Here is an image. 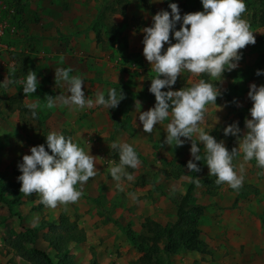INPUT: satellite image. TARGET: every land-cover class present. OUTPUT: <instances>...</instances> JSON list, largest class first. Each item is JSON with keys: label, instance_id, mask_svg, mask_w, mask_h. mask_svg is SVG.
<instances>
[{"label": "rangeland", "instance_id": "1", "mask_svg": "<svg viewBox=\"0 0 264 264\" xmlns=\"http://www.w3.org/2000/svg\"><path fill=\"white\" fill-rule=\"evenodd\" d=\"M34 1L0 0L1 22L6 25V35L2 38L5 49L0 52V83L7 78L13 81L7 87H0V197L5 195L8 200L12 199V191L7 187L18 182L21 175L18 165L23 155L30 154L33 146H46L45 136L49 131L72 136L91 155L101 159L95 165L97 175L84 185L83 194L75 203L58 205L55 209L43 205L41 210H36L40 205L36 193L24 196L18 205L8 206L0 200V264H33L20 252L19 246L23 251L43 249L57 264H90L93 260L98 264H139L147 245L145 241L135 243L127 235L128 229L134 236L144 237L148 235L143 228L147 220L162 225L173 222L175 203L178 205L185 195L193 173L186 168L191 159V141H186L182 147L165 144L169 120L154 127L151 134L145 133L136 111L137 101L141 104L140 111H147L155 104V97L148 89L156 73L143 55L142 29L151 26L152 16L157 12L171 10L166 8L164 0H95L97 14L92 24L79 33L59 32L50 37L56 40L58 49L48 46L41 54L36 49L39 46L26 40L28 36L23 32L25 16ZM262 2L264 0L245 2L246 11L242 16L254 32L256 43L239 50L242 59L238 68L224 72L220 82L207 74L193 75L185 71L172 89L189 87L201 78L209 79L214 85L217 83L221 95L217 97V107L206 106L205 130L217 141L223 140L229 151L239 145L237 137L224 135V128L238 122L241 137L247 132L245 120L251 119L249 110L253 106L248 97L250 85H264V75L256 74L257 70H264V25L258 16ZM43 4L52 9L51 18L55 19L60 13L64 18L72 17L85 6L86 0H42L41 15L45 13ZM178 6L182 16L203 11L201 0H180ZM179 27L177 24V29ZM170 40L175 43L172 34ZM167 46L165 44V49ZM101 51H109V57L103 58ZM66 52L69 55H65ZM11 62L15 63V71L11 69ZM57 67L82 77L86 98L95 99L97 91L107 95V89L115 88L122 91L125 99L117 108L109 110L102 106L69 110L59 105L48 109L47 96L67 94L61 83L56 85ZM30 70L37 74V91L26 96L22 85L15 81L22 80ZM31 103L40 105L35 120L26 107ZM117 140L132 144L141 161L137 169H127L134 172L135 179L124 181L123 191L117 189V182L107 171L109 161L119 162L117 150L110 148ZM200 147L203 155V145ZM199 163L202 170L198 174L194 202H207L218 195L225 205L220 207L223 217L217 219L218 229L212 232V243L205 245L198 229V250L182 247L178 253L169 254L165 249L166 239L159 238L156 240L157 257L163 264H264V175L259 174L262 170L254 159L244 162L241 153L234 164L237 171L240 164L244 165V182L239 190H234L227 184L217 185L216 177L209 175L204 161ZM129 193H134L136 199ZM166 198L173 207L163 217L164 210L159 203ZM63 218L76 229L72 230V241L67 246L54 248L44 240L48 230L40 226L43 220L61 225ZM249 218L258 224L257 236H243V231L229 242L233 226L241 228ZM225 221L233 222V226L228 229ZM249 227V230L254 229L252 225ZM32 229L35 233L29 232ZM255 242L263 244L262 247H256V254L244 257L252 253L247 245H255Z\"/></svg>", "mask_w": 264, "mask_h": 264}, {"label": "clouds", "instance_id": "2", "mask_svg": "<svg viewBox=\"0 0 264 264\" xmlns=\"http://www.w3.org/2000/svg\"><path fill=\"white\" fill-rule=\"evenodd\" d=\"M201 3L203 11L182 16L178 4L169 0L168 8L171 11L157 12L152 16L151 26L142 29L143 55L156 73L148 89L155 97V104L147 111H140L141 104L137 101L136 111L145 133L151 134L154 127L169 120L165 144L182 147L186 141H191V159L186 165L189 172H199L196 162L203 160L209 175L216 177L217 185L227 184L239 190L244 182V165L240 164L237 171L234 160L241 153L244 162L254 159L256 166L262 170L259 174L264 175V85H250L248 97L253 106L249 110L251 119L245 120L247 132L241 137L238 122L224 128L226 137H237L239 147L231 151L223 140L217 141L205 130L206 106L217 107L216 100L221 95L217 83L214 85L201 78L189 87L172 89L178 76L185 71L193 75L207 74L220 82L224 72L238 68L242 59L239 50L254 45L256 39L242 16L246 11L245 0H201ZM177 24H180L179 30H176ZM170 34L175 43L170 40ZM165 44L168 45L166 49ZM11 69L15 71L14 66ZM256 74L264 75V70H257ZM12 82L7 78L0 83V87H7ZM55 82L56 85L61 83L67 94L47 96L48 109L59 105L69 110L93 106L109 110L117 108L125 99L122 91L118 92L115 88L107 89V95L97 91L95 99L90 96L86 98L82 77L70 75V70L63 67L55 68ZM15 83L21 84L24 94L28 96L37 91V74L30 70ZM26 107L30 110L31 118L37 119L40 105L31 103ZM45 137L46 146H33L30 154L23 155L22 163L18 165L21 175L17 179L21 184V193H36L40 204L55 209L58 205H68L80 199L84 185L97 175L95 165L101 158L91 155L81 146V142L61 131H49ZM200 145H203V155ZM110 148L117 150L119 162L109 161L107 171L117 182V189L123 191L122 183L135 179L134 172L127 169H137L141 161L132 144L117 140L112 142ZM129 196L136 199L134 193H129Z\"/></svg>", "mask_w": 264, "mask_h": 264}, {"label": "trees", "instance_id": "3", "mask_svg": "<svg viewBox=\"0 0 264 264\" xmlns=\"http://www.w3.org/2000/svg\"><path fill=\"white\" fill-rule=\"evenodd\" d=\"M254 2V0H245V2ZM175 3V0H171ZM165 6L168 8L169 0H164ZM258 16L261 20V24L264 25V3ZM179 30V28L177 29ZM209 81L207 78H203ZM210 82V81H209ZM46 150H48L46 148ZM50 151V150H49ZM51 154V153H50ZM200 171L202 165L196 162ZM199 171V172H200ZM199 172H193L190 180V184L187 188L185 195L180 199L177 205V220L172 226H164L153 220H147L143 226L146 231V235L142 237L134 236L131 229H128L127 235L134 240L135 243L146 242V248L143 249V255L140 258L139 264H163L157 257V243L156 240L166 239V250H169V254L178 252L182 247L191 249L193 251L198 250V222L200 217L203 215L205 206L196 204L193 200V193L196 184H199L198 174ZM212 184V183H210ZM20 182L10 183L7 189L12 191V199L8 200L5 195L0 197L1 202L9 206V204L18 205L22 202L25 194L20 192ZM43 205L40 204L36 210H41ZM77 225V224H76ZM40 229H47L48 233L44 234V240L52 247H63L67 246L72 241V230L76 229V226L70 225L68 219L63 218L62 224L51 223L46 220L42 221ZM36 230H29L30 233H35ZM145 235V234H144ZM138 237V238H137ZM196 247H192V246ZM198 248V249H197ZM20 252L33 264H57L55 263L50 255L43 249L32 248L24 250L19 246ZM65 263V262H64ZM60 264V263H58ZM67 264V262L65 263ZM90 264H98L97 261L93 260Z\"/></svg>", "mask_w": 264, "mask_h": 264}, {"label": "crops", "instance_id": "4", "mask_svg": "<svg viewBox=\"0 0 264 264\" xmlns=\"http://www.w3.org/2000/svg\"><path fill=\"white\" fill-rule=\"evenodd\" d=\"M179 2L180 0H175V3L178 4ZM43 5H44L45 13L41 15L42 0H36L31 3L30 9L27 11V14L25 16V30L23 31L28 36L27 37L28 39L26 40L31 41L32 43H36V45L39 46L36 48L40 50L39 53H41V51L46 52L45 50L48 46H50L52 49H58L57 48L58 43L56 42L55 39L50 40V37L59 35V32L64 33V34L79 33L81 32V30L86 29L92 24L93 19L97 14V10H96L97 3L95 0H86L85 6L81 8L80 12L74 13L72 17L68 15V17L64 18V16L60 13L62 16H60V14L57 16H54L56 17L55 19L51 18L52 9L50 7H47L46 4H43ZM46 20H49L51 23L47 22ZM61 20H62V23H61ZM108 52L109 51L104 53L101 51L102 57L106 55V59H107L109 57ZM65 55H69L68 52H66ZM194 195H195V192L193 193V196ZM219 197H221V195ZM205 201L195 202L196 204L203 205L206 207L203 215L199 219L198 229L201 232V240L204 242V244L211 245L212 232L215 231V228L218 229L217 224H219V221H217V219H219V217H223L221 213V211L223 210H221L220 207H223L225 205H222L223 199L218 198V195L217 197L214 196L213 200H208L207 202ZM210 205H212V207ZM159 206L160 208L164 210L163 217L169 214V210L172 211L171 207H173L172 202L169 200V198H166L163 201H161L159 203ZM174 212H175V218H174V221L171 223H175L177 220V203H175ZM210 215H213V216L210 217ZM252 219L255 221L254 217ZM252 219L250 218L246 219L247 222H244L241 228H238L236 224L233 226V222L231 223L230 221H225L228 224V229H230L233 226L230 235H228V241L230 242L232 238H234L238 233L242 234L243 231L245 232L243 236L244 235L257 236L256 234L257 229H255V227H257L258 224L251 222L253 221ZM171 223H167V224L169 225ZM167 224H163V225L168 226ZM250 225L254 227L253 230H249ZM254 244L255 245L250 243L247 245V247L250 248L252 253H247L245 254L244 257L246 256L250 257L253 255V253L256 254L257 253L256 247L261 248L263 245V244L256 243V242ZM176 253L174 252L172 254H176ZM258 264H261V263H258Z\"/></svg>", "mask_w": 264, "mask_h": 264}, {"label": "built area", "instance_id": "5", "mask_svg": "<svg viewBox=\"0 0 264 264\" xmlns=\"http://www.w3.org/2000/svg\"><path fill=\"white\" fill-rule=\"evenodd\" d=\"M5 35H6V25L1 22V17H0V52L5 49V46L2 43V38H4ZM10 64L11 66H14L15 63L11 62Z\"/></svg>", "mask_w": 264, "mask_h": 264}]
</instances>
